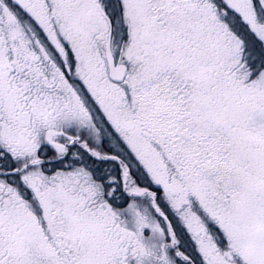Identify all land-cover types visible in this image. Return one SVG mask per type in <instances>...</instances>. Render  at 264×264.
Segmentation results:
<instances>
[{"label": "snow or ice", "instance_id": "snow-or-ice-1", "mask_svg": "<svg viewBox=\"0 0 264 264\" xmlns=\"http://www.w3.org/2000/svg\"><path fill=\"white\" fill-rule=\"evenodd\" d=\"M0 264H264V0H0Z\"/></svg>", "mask_w": 264, "mask_h": 264}]
</instances>
